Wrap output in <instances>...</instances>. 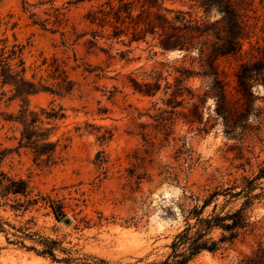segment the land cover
<instances>
[{
  "label": "rangeland",
  "instance_id": "374dc122",
  "mask_svg": "<svg viewBox=\"0 0 264 264\" xmlns=\"http://www.w3.org/2000/svg\"><path fill=\"white\" fill-rule=\"evenodd\" d=\"M25 1L33 4L27 11L24 0H0V51L20 54L28 80L53 90L64 76L71 84L66 93L27 98L56 143L52 155L36 157L19 146L22 103L0 80L1 170L27 184L26 196L0 197V264H159L188 212L227 190L242 195H220L202 217L214 204L221 215L244 208L249 224L232 244L188 264H238L264 251V84L252 83L248 94L236 79L244 64L263 73L264 0H249L242 51L216 62L224 99L213 95L209 78L196 76L174 109L163 91L141 95L130 81L143 82L160 63L200 73L196 52L181 59L161 53L149 37L108 39L110 29L88 16L105 0ZM164 7L204 18L200 0H164ZM48 200L60 204L69 225L55 219ZM14 201L27 210L13 212ZM46 241L55 259L40 255Z\"/></svg>",
  "mask_w": 264,
  "mask_h": 264
},
{
  "label": "trees",
  "instance_id": "16d2710c",
  "mask_svg": "<svg viewBox=\"0 0 264 264\" xmlns=\"http://www.w3.org/2000/svg\"><path fill=\"white\" fill-rule=\"evenodd\" d=\"M94 2L100 0H76L68 2V5L83 2ZM24 11L26 7L33 4L23 2ZM251 3L249 0H200V9L203 10L204 18L193 19L188 12L172 10L164 7V0H105L101 5L89 13L91 24L100 28L110 29L108 39L118 40L121 37L128 39L129 44L147 43V37L154 47L161 53L168 51H181L185 59L189 54L196 52L199 59L200 73L192 71L184 66H171L160 63L152 71L146 74V80L138 82L131 80V87L141 95L154 97L156 93L163 91L167 96L166 101L174 109L180 106L182 101L178 100L185 93L190 94L191 89L187 87V81L196 76L209 78L210 89L213 95L220 101L224 99V83L220 79L216 62L219 58L238 54L242 51L243 41L248 31V12ZM57 11V10H56ZM212 11H215L216 18H211ZM60 15L59 13L57 14ZM56 15V16H57ZM97 37L96 32L92 34ZM14 62V63H13ZM248 64L241 66L240 72L236 75L238 87L245 93H250L252 83L264 84L263 73L256 72V69ZM164 73V75H163ZM0 80L3 85L13 88L14 96L19 98L22 108L16 118L22 127L19 146L28 148L34 152L36 157H49L55 152L56 143L50 140L51 129L42 128L44 125L39 120V115L29 110L26 106L27 98L38 92L66 93L70 89L71 82L64 76L57 85L56 90L35 83L25 78V67L22 58L15 50L5 53L0 51ZM41 115H48L41 110ZM56 119V113L51 116ZM4 152L0 151V197L8 198L27 195V184L22 180H15L7 176L1 170V161ZM225 191L212 193L202 205L195 206L185 217L183 229L176 234L170 244V254L167 259L159 264H188L192 259L203 251L214 253L225 244H232L239 236L240 230L249 224V218L244 213V208L234 213L215 214L217 206L214 204L212 215L202 217L203 210L220 195L232 198L242 195ZM246 193H244L245 195ZM249 195H245V197ZM28 200L26 205L31 204ZM49 208L56 220L63 222L67 219L59 203L48 200ZM15 212L25 211L27 208L18 202L9 205ZM214 229H219L222 234L216 239L211 236ZM0 232H5L0 222ZM24 237H29L23 233ZM16 238H19L16 236ZM8 239V238H7ZM40 255H49L53 259V242L46 241ZM23 246L21 243H19ZM29 249L35 250L33 247ZM102 264L105 261L98 260ZM158 264V263H157ZM238 264H264V251L258 249L251 255L244 257Z\"/></svg>",
  "mask_w": 264,
  "mask_h": 264
},
{
  "label": "water",
  "instance_id": "95a60500",
  "mask_svg": "<svg viewBox=\"0 0 264 264\" xmlns=\"http://www.w3.org/2000/svg\"><path fill=\"white\" fill-rule=\"evenodd\" d=\"M183 53L181 51H176L174 53H170L171 57H174V56H181ZM64 225H69L70 221L69 219H66L62 222Z\"/></svg>",
  "mask_w": 264,
  "mask_h": 264
}]
</instances>
